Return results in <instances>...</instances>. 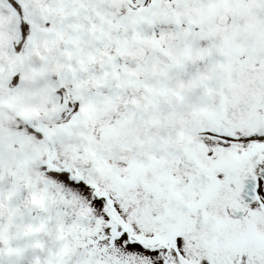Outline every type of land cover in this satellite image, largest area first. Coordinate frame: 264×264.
I'll return each instance as SVG.
<instances>
[{
    "label": "snow or ice",
    "instance_id": "obj_1",
    "mask_svg": "<svg viewBox=\"0 0 264 264\" xmlns=\"http://www.w3.org/2000/svg\"><path fill=\"white\" fill-rule=\"evenodd\" d=\"M0 264H264V0H0Z\"/></svg>",
    "mask_w": 264,
    "mask_h": 264
}]
</instances>
